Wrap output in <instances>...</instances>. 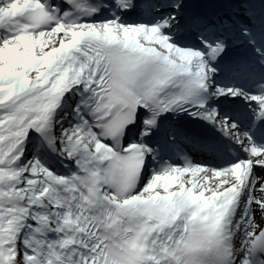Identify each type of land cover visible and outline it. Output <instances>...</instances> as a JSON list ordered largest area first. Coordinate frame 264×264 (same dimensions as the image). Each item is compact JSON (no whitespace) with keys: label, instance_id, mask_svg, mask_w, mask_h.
I'll list each match as a JSON object with an SVG mask.
<instances>
[{"label":"snow or ice","instance_id":"6c2138e0","mask_svg":"<svg viewBox=\"0 0 264 264\" xmlns=\"http://www.w3.org/2000/svg\"><path fill=\"white\" fill-rule=\"evenodd\" d=\"M177 112L242 156L149 174ZM0 264H264V0H0Z\"/></svg>","mask_w":264,"mask_h":264},{"label":"bare ground","instance_id":"6f19581e","mask_svg":"<svg viewBox=\"0 0 264 264\" xmlns=\"http://www.w3.org/2000/svg\"><path fill=\"white\" fill-rule=\"evenodd\" d=\"M232 174L235 176H239V169H235Z\"/></svg>","mask_w":264,"mask_h":264}]
</instances>
